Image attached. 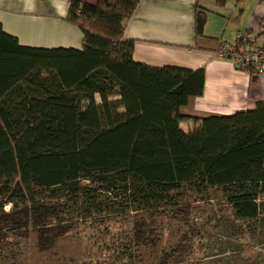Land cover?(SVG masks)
Here are the masks:
<instances>
[{
  "label": "trees",
  "instance_id": "1",
  "mask_svg": "<svg viewBox=\"0 0 264 264\" xmlns=\"http://www.w3.org/2000/svg\"><path fill=\"white\" fill-rule=\"evenodd\" d=\"M139 1L72 0L81 49L23 46L0 23V264H92L78 226L115 209L133 218L132 264H198L195 194L222 197L217 225L236 239L263 233L264 101L183 114L205 72L134 60L124 30ZM207 15L197 5V36Z\"/></svg>",
  "mask_w": 264,
  "mask_h": 264
},
{
  "label": "crops",
  "instance_id": "2",
  "mask_svg": "<svg viewBox=\"0 0 264 264\" xmlns=\"http://www.w3.org/2000/svg\"><path fill=\"white\" fill-rule=\"evenodd\" d=\"M72 0H0V23L23 46L83 47V32L67 20ZM96 4L98 0H80ZM197 5L208 11L204 34L196 35ZM250 29L255 44L264 45V0H140L126 20L124 36L135 40L133 58L150 66L203 69L204 89L181 108L186 115L206 117L254 109L264 101V75L238 68L215 54L224 40ZM185 131L191 121H182Z\"/></svg>",
  "mask_w": 264,
  "mask_h": 264
},
{
  "label": "rangeland",
  "instance_id": "3",
  "mask_svg": "<svg viewBox=\"0 0 264 264\" xmlns=\"http://www.w3.org/2000/svg\"><path fill=\"white\" fill-rule=\"evenodd\" d=\"M202 196L195 194L196 200L191 203L197 214L191 261L198 264H264V229L260 228L263 233L255 237L247 233L240 240L236 239L238 237L232 236L229 228L218 227V218L225 208L222 197L201 200ZM81 222L77 229L81 253H76L84 260L92 264H132L123 251L133 228V218L128 212L109 210ZM175 231L173 226H166L164 241ZM69 249L78 247L73 245Z\"/></svg>",
  "mask_w": 264,
  "mask_h": 264
},
{
  "label": "built area",
  "instance_id": "4",
  "mask_svg": "<svg viewBox=\"0 0 264 264\" xmlns=\"http://www.w3.org/2000/svg\"><path fill=\"white\" fill-rule=\"evenodd\" d=\"M215 54L230 58L238 68L264 75V45L255 44L250 29L237 31L234 41H222Z\"/></svg>",
  "mask_w": 264,
  "mask_h": 264
}]
</instances>
